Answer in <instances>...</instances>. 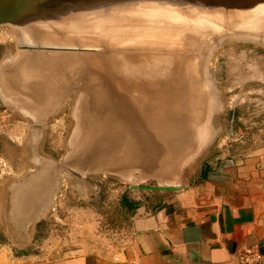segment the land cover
I'll return each mask as SVG.
<instances>
[{"label":"rangeland","instance_id":"rangeland-1","mask_svg":"<svg viewBox=\"0 0 264 264\" xmlns=\"http://www.w3.org/2000/svg\"><path fill=\"white\" fill-rule=\"evenodd\" d=\"M191 18L0 24L4 259L120 251L141 204L264 156V22L215 36Z\"/></svg>","mask_w":264,"mask_h":264},{"label":"crops","instance_id":"crops-1","mask_svg":"<svg viewBox=\"0 0 264 264\" xmlns=\"http://www.w3.org/2000/svg\"><path fill=\"white\" fill-rule=\"evenodd\" d=\"M249 246L264 260V156L258 155L221 158L196 184L141 204L120 251L12 261L1 253L0 264H240L238 251Z\"/></svg>","mask_w":264,"mask_h":264},{"label":"water","instance_id":"water-1","mask_svg":"<svg viewBox=\"0 0 264 264\" xmlns=\"http://www.w3.org/2000/svg\"><path fill=\"white\" fill-rule=\"evenodd\" d=\"M211 28L215 36L262 26L264 0H0V24L26 32L65 29L111 18L186 20ZM29 50L56 46H24ZM76 49V48H60Z\"/></svg>","mask_w":264,"mask_h":264},{"label":"built area","instance_id":"built-area-1","mask_svg":"<svg viewBox=\"0 0 264 264\" xmlns=\"http://www.w3.org/2000/svg\"><path fill=\"white\" fill-rule=\"evenodd\" d=\"M240 264H264L262 254L256 246H249L237 253Z\"/></svg>","mask_w":264,"mask_h":264},{"label":"bare ground","instance_id":"bare-ground-1","mask_svg":"<svg viewBox=\"0 0 264 264\" xmlns=\"http://www.w3.org/2000/svg\"><path fill=\"white\" fill-rule=\"evenodd\" d=\"M139 78V76H138ZM131 85V84H130ZM136 87V85H133ZM139 89L144 88L146 90H153L155 86L151 82H147L145 79L137 83Z\"/></svg>","mask_w":264,"mask_h":264},{"label":"trees","instance_id":"trees-1","mask_svg":"<svg viewBox=\"0 0 264 264\" xmlns=\"http://www.w3.org/2000/svg\"><path fill=\"white\" fill-rule=\"evenodd\" d=\"M207 169H208V168L202 170V177L205 176Z\"/></svg>","mask_w":264,"mask_h":264}]
</instances>
